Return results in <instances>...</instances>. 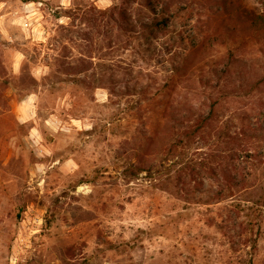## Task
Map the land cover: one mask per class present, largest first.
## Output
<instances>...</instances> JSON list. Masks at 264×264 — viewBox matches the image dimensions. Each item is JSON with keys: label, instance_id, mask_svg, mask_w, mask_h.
<instances>
[{"label": "rangeland", "instance_id": "rangeland-1", "mask_svg": "<svg viewBox=\"0 0 264 264\" xmlns=\"http://www.w3.org/2000/svg\"><path fill=\"white\" fill-rule=\"evenodd\" d=\"M123 1L133 18L151 15L142 0H0V264H264V0H163L171 16L161 46H146L144 69L127 82L162 85L175 40L203 39L205 70L228 65L234 88L219 114L233 139L214 134L177 151L182 167L208 157L217 171H241L222 199L217 179L197 168L199 190L133 174L161 99L121 94L127 77L114 63L138 55L108 48L112 31L102 37L109 28L92 9ZM223 25L238 29L236 40H215ZM87 55L90 69L66 72L62 61L80 68Z\"/></svg>", "mask_w": 264, "mask_h": 264}, {"label": "trees", "instance_id": "trees-1", "mask_svg": "<svg viewBox=\"0 0 264 264\" xmlns=\"http://www.w3.org/2000/svg\"><path fill=\"white\" fill-rule=\"evenodd\" d=\"M160 2L163 4L156 9ZM127 4L128 1H123L105 9L94 8L92 10H94L95 19L99 21V26L109 28L102 33V37L106 38L108 32L112 31V36L108 38V48L118 51L130 46L138 55L136 57H119L114 63L113 69H122L124 79L127 77L121 94L125 96L139 95L145 98L149 95L161 99L154 115L156 116L155 123L142 129L145 133L146 148L142 154L137 155L136 161L131 165L133 174L137 175L141 171H145L151 178L161 176L163 178L164 176L166 180H171L170 182L177 190L184 189L186 184L190 185L192 181H195L193 190H199L203 183L196 178L195 168H197L205 171L206 176H213L217 179L220 187L217 199H222L225 196V191L230 195L233 194L235 188L241 185L240 181L245 180L238 168L229 166L217 171L216 168L210 167L208 157H201L197 163H192L191 159H188L182 167V160L177 154L178 149L200 148L201 145L207 144L209 138L214 134L218 139L224 137L233 139L230 133L231 119H221L219 114L223 102L232 96L234 82L232 84L231 81H228L231 69L227 64H224L221 69L218 67H210L206 70L201 68V62L205 58L203 56L205 48L203 39H193L187 45L182 44V41H178V43L175 40V43H181V45H179L180 48L176 47L172 54L167 51L169 55L163 60L162 69H165L166 75L162 85H158L156 89L145 83L129 85L127 82L133 80L136 83L137 75L130 77L133 69H144L142 52L146 50V46L152 43L161 46L158 43V37L161 34L164 35L169 27L171 3H164L163 0H142L141 7L151 12V15L147 17L142 15L137 18L132 17L127 9ZM257 18L256 28L261 35L264 48V6L262 13ZM217 31L219 33L213 35L215 40H220L224 36L236 40L238 34V29L230 27V25H223ZM103 55L105 56V54ZM100 60V68L103 69L105 63L103 58ZM77 61L81 65L80 68L62 61L64 69H68L66 71L68 74H75L74 69H90L93 65V57L90 55L80 57ZM192 72H195L194 77L190 75ZM119 79L118 75L113 77L115 81H112L113 86L109 87L110 95H117L114 85L120 82ZM183 81L190 85L180 86ZM134 103L135 107L140 108V103L137 101ZM161 136L164 138L161 147H163L165 157L159 161V158L154 157V151L158 138ZM162 164H164V169Z\"/></svg>", "mask_w": 264, "mask_h": 264}, {"label": "crops", "instance_id": "crops-1", "mask_svg": "<svg viewBox=\"0 0 264 264\" xmlns=\"http://www.w3.org/2000/svg\"><path fill=\"white\" fill-rule=\"evenodd\" d=\"M21 104H24L23 102Z\"/></svg>", "mask_w": 264, "mask_h": 264}]
</instances>
